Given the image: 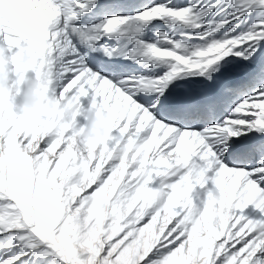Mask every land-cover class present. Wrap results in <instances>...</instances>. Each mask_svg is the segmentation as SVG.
Here are the masks:
<instances>
[{
	"label": "snow or ice",
	"instance_id": "1",
	"mask_svg": "<svg viewBox=\"0 0 264 264\" xmlns=\"http://www.w3.org/2000/svg\"><path fill=\"white\" fill-rule=\"evenodd\" d=\"M0 49V264H264V0H0Z\"/></svg>",
	"mask_w": 264,
	"mask_h": 264
},
{
	"label": "clouds",
	"instance_id": "2",
	"mask_svg": "<svg viewBox=\"0 0 264 264\" xmlns=\"http://www.w3.org/2000/svg\"><path fill=\"white\" fill-rule=\"evenodd\" d=\"M0 53H5L4 60L7 61L8 57L6 55V49H0ZM19 59V56L17 57ZM25 61H27L28 56L25 53L24 56ZM25 66H28L27 64ZM11 80V76H7L6 78H0V86H4L7 89L12 91H16L18 89L14 88L9 81ZM39 92V85L36 82H32L29 84L28 91L25 92V104L23 115L21 119L24 122L34 118V116L39 112V105H40V96L38 95ZM78 104L75 100H69L66 102V106L63 110V116L66 120L71 122V116L75 110L78 109ZM88 121H89V128L87 131L82 133V137L84 140L89 141H96V140H103L106 138L107 133L104 130L103 124L100 122L99 119L95 118L91 111L87 113ZM125 151L124 148L120 149V152ZM119 154V153H118Z\"/></svg>",
	"mask_w": 264,
	"mask_h": 264
},
{
	"label": "bare ground",
	"instance_id": "3",
	"mask_svg": "<svg viewBox=\"0 0 264 264\" xmlns=\"http://www.w3.org/2000/svg\"><path fill=\"white\" fill-rule=\"evenodd\" d=\"M10 82V81H9ZM26 91H28V90H26ZM105 129V128H104Z\"/></svg>",
	"mask_w": 264,
	"mask_h": 264
}]
</instances>
